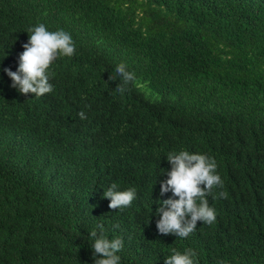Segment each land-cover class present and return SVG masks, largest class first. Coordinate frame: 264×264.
Listing matches in <instances>:
<instances>
[{
    "label": "trees",
    "instance_id": "obj_1",
    "mask_svg": "<svg viewBox=\"0 0 264 264\" xmlns=\"http://www.w3.org/2000/svg\"><path fill=\"white\" fill-rule=\"evenodd\" d=\"M41 23L75 52L50 65L51 92L23 94L5 69ZM184 150L214 158L223 187L206 196L216 220L178 237L156 210L178 199L160 190ZM113 184L135 189L129 206L109 207ZM99 225L119 264L173 249L264 264V0H0V264H94Z\"/></svg>",
    "mask_w": 264,
    "mask_h": 264
},
{
    "label": "clouds",
    "instance_id": "obj_2",
    "mask_svg": "<svg viewBox=\"0 0 264 264\" xmlns=\"http://www.w3.org/2000/svg\"><path fill=\"white\" fill-rule=\"evenodd\" d=\"M29 40L23 45L25 49L19 56V67L16 71L5 69L12 79V87L18 88L23 94L29 92L36 96H43L53 90L49 82L47 70L58 55L72 56L75 46L70 34L64 30L49 31L44 24L27 29ZM117 76L121 78L116 90L123 92L124 85L134 81V73L126 71L123 63L115 68ZM110 79H115L110 76ZM81 119L86 116L83 111L79 113ZM167 159L172 165L168 171V179L162 182L160 194L171 191L173 197L159 201L161 206L156 214L161 218L157 227L160 233L176 234L178 237H188L197 227L198 221L212 224L216 220L215 209L209 206L206 196L211 194L214 187H223V181L216 173L217 164L214 158L205 154L189 153L188 151L169 152ZM113 184L104 192V197L110 198L111 209H122L129 206L135 196V189L116 191ZM219 196L226 197V192ZM199 201V203H198ZM162 214V215H161ZM190 216V218H189ZM101 233L93 230L91 248L96 257L94 264H119L117 253L122 248V240L115 238L109 240L103 235V225L98 226ZM195 253L189 249L184 253L173 249V254L166 257L165 264H194Z\"/></svg>",
    "mask_w": 264,
    "mask_h": 264
}]
</instances>
